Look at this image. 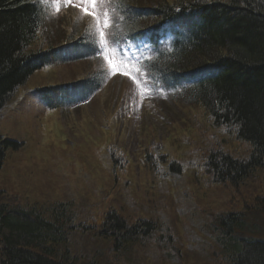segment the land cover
Masks as SVG:
<instances>
[{
	"label": "rangeland",
	"instance_id": "rangeland-1",
	"mask_svg": "<svg viewBox=\"0 0 264 264\" xmlns=\"http://www.w3.org/2000/svg\"><path fill=\"white\" fill-rule=\"evenodd\" d=\"M30 1L38 2L44 10L45 40L38 39L36 48L47 49L48 43L55 44L56 40L65 42L79 31L76 38H87L89 54H84L86 59L34 72L1 109L0 139L15 142L17 149L6 151L0 167V202L38 211L48 220L51 209L64 206L71 220L66 250L81 262L86 254L93 257L98 250L105 252L102 246L108 243L99 224L107 212L128 221L153 220L157 231L165 234L169 226H175L173 246L179 253L169 251L167 243L155 242L161 237L158 234L146 245L140 243L133 248L130 256L122 254L125 259L113 255L110 262L101 264L220 261L216 256L219 251L210 241L214 238L211 217L236 208L237 197L228 198L229 189L206 186L200 173L195 176L187 168L181 176L163 179L152 172L144 158L147 150L158 147L170 160L187 164L191 161L189 167H193L194 154L216 142V137L210 138L218 129L211 128L206 112L188 107L170 91L155 90L135 59L121 58L108 44L101 47L96 22L83 15L79 6L57 5L52 0ZM157 3L135 0L139 6ZM104 10L109 23H113L114 13L110 14L108 7ZM109 28L106 32L111 38ZM112 30L113 34L119 31L113 25ZM106 57L116 64L123 63L129 75L113 73ZM98 74L104 80L101 88L82 102L68 105L61 97L56 107L49 108L41 97L45 94L52 98L54 91L48 89L64 90L67 85ZM70 99L74 97L70 95ZM236 157L240 155L236 153ZM261 212L251 213L256 218L244 227L252 231L248 237L264 241V211ZM167 253L176 260L166 261Z\"/></svg>",
	"mask_w": 264,
	"mask_h": 264
},
{
	"label": "trees",
	"instance_id": "trees-1",
	"mask_svg": "<svg viewBox=\"0 0 264 264\" xmlns=\"http://www.w3.org/2000/svg\"><path fill=\"white\" fill-rule=\"evenodd\" d=\"M156 1L154 6H139L135 0H117L114 10L120 22L113 43L122 46L125 39L148 43L147 55L137 56L147 80L164 91L178 92L188 107L202 108L211 128L218 130L210 138L216 137L213 147L194 154L193 167L191 161L170 160L158 147L144 153L146 164L163 179L181 176L187 168L195 176L200 173L206 186L229 189L228 198L237 197L239 204L212 216L214 223L210 222L214 238L208 234V239L219 251L215 264H264V241L248 237L252 231L244 227L256 218L251 213L264 211V0ZM44 25L38 2L0 0V110L34 72L74 61L89 50L87 39L76 38L79 31L65 42L36 48L37 40L44 39ZM169 27H182L183 32L174 33L171 44L160 46L158 33ZM100 77H87L70 87L80 96L92 95L103 84ZM10 149H17L16 143L0 139V167ZM50 213L48 220L38 211L0 202V264H101L113 255L119 260L122 254L130 256L133 248L158 234L155 242L169 244V251L179 253L173 246L175 226L165 234L157 231L153 220L128 221L107 212L99 224L108 243L102 246L105 252L86 254L81 262L66 250L68 211L57 205ZM165 256L166 261L177 258Z\"/></svg>",
	"mask_w": 264,
	"mask_h": 264
},
{
	"label": "snow or ice",
	"instance_id": "snow-or-ice-1",
	"mask_svg": "<svg viewBox=\"0 0 264 264\" xmlns=\"http://www.w3.org/2000/svg\"><path fill=\"white\" fill-rule=\"evenodd\" d=\"M54 4L77 5L85 16L91 17L95 22V28L98 35V43L105 47L108 43L106 30L109 28L108 13L104 10L110 5L112 0H52ZM59 11V8H57ZM113 73L120 71L122 75H129V71L123 67V63L116 64L112 59L105 58Z\"/></svg>",
	"mask_w": 264,
	"mask_h": 264
},
{
	"label": "bare ground",
	"instance_id": "bare-ground-1",
	"mask_svg": "<svg viewBox=\"0 0 264 264\" xmlns=\"http://www.w3.org/2000/svg\"><path fill=\"white\" fill-rule=\"evenodd\" d=\"M1 111V110H0Z\"/></svg>",
	"mask_w": 264,
	"mask_h": 264
}]
</instances>
